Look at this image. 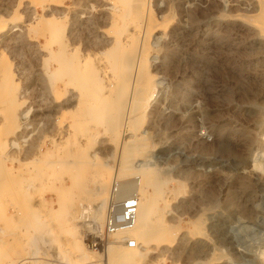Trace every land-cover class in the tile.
<instances>
[{
  "label": "rangeland",
  "instance_id": "374dc122",
  "mask_svg": "<svg viewBox=\"0 0 264 264\" xmlns=\"http://www.w3.org/2000/svg\"><path fill=\"white\" fill-rule=\"evenodd\" d=\"M262 10L264 0H0V259L29 257L49 224L94 204L100 173L108 203L113 183L138 190L150 170L154 225L173 237L140 244L145 264H264ZM67 57L83 62L80 81L54 84ZM143 61L153 99L131 129L124 76ZM93 69L101 80L87 81ZM125 146L137 149L120 176ZM87 229L76 230L84 249L103 257Z\"/></svg>",
  "mask_w": 264,
  "mask_h": 264
},
{
  "label": "bare ground",
  "instance_id": "6f19581e",
  "mask_svg": "<svg viewBox=\"0 0 264 264\" xmlns=\"http://www.w3.org/2000/svg\"><path fill=\"white\" fill-rule=\"evenodd\" d=\"M131 2H132L131 4L128 1L123 2L125 13H132L136 15L137 17L142 16L143 8L140 5L136 4L135 2L134 3L133 1ZM147 11H148V14H150L148 15L149 18H148L147 23L148 22L150 23V25L148 24L150 26L149 29H152L154 26V22L152 19L153 14L150 11V5H147ZM259 18L262 19L263 23L261 22V24L264 25V10L261 11ZM55 27L53 26L52 29L56 30ZM57 36H58L57 39H59L60 36L59 35ZM145 41L146 39L144 40V42ZM142 55H145V54H142ZM73 59H74L73 57L71 58L67 57V59L63 63H58L57 70L56 72H54V77L52 78L54 79V82H53L54 84L61 83L63 86H65L68 82H79L80 81V75H79L80 71L79 70L83 68L84 64L83 62H79L78 66H73L72 64ZM145 62L143 61V65L141 63L137 64V70L135 71L136 73L133 72V73H129L124 76L126 82H130L134 84V89H133L134 91L132 90L133 93L130 99L131 101L129 105L127 106V110L125 114L126 115L125 118L127 121L124 124L125 127H131V129L137 128L138 126L137 120L134 118L131 119V114L133 113L134 109H136L137 107L140 109L143 108L144 103L146 105L150 103L153 99V95L150 94L149 92H150V86L154 83V78L151 77L150 70L148 69V67H146L147 65L145 64ZM116 67L118 68V65H116ZM63 72L65 73L66 76L61 77ZM87 77H86L87 81H91V82L96 81V80H101L102 78L98 76V71L96 69H93L91 72H89ZM7 81L12 82L10 78ZM85 98L87 99V97ZM113 101L111 102L105 99V101H103L102 103L103 104L102 107L107 109L113 103ZM143 101L144 103H142ZM111 119H114V116H111ZM128 119H129V122H128ZM136 149H137L136 146H125L123 148V154H122L121 163H120L122 164L123 167L120 169V176L129 171V169L126 167V164H127V161L133 156L132 154L135 152ZM110 176L111 175H109L106 172L100 173L97 176L98 185H96V190L94 189L95 190L94 200H93L94 204L80 203L77 210H75L73 213L69 215V218L66 221V225L60 228L59 227L57 228L56 226L49 224L48 227L46 228V231L41 233L42 234L41 235L42 246H40V248L44 247L47 253L51 251L50 253L51 254L53 253L54 257H56L57 260L56 259L48 260V259L42 258V256L45 255V253H41V249L35 247V245H37L35 244L33 245L34 247L30 248L31 251H30L29 257L28 255L23 256L17 250L18 253L16 252L15 254L17 259H19V262H17V264H92V262H94L95 260L100 259L102 257L101 253H98L96 255H91L86 252V250L84 249L85 245H83V239L81 238L79 233L77 234L76 230L80 227V225L87 226V224H90L93 227L97 228L96 231L98 233L104 229L105 219L107 215L106 208L108 210V206H109V201L107 203V187L108 186H106L107 184L106 182L110 180ZM140 177H141V180H140V187L138 188V191L140 192V195H141V204H140V212H139L137 226L132 231L120 232V233H117L113 237L117 241H125L128 238H134L138 242V246L135 249H130L126 247L125 244L123 243L122 244H110L108 247L105 248L104 253H103L102 258L104 259V264H145L146 262L145 256H147L149 252L147 253L148 250H146V254L140 253L139 252L140 244H147L150 240H153V239L156 241L170 242L173 237L172 231L169 228V226L166 227L162 225L161 222H160L161 224L154 225V220H153L154 219V209H153L154 195L152 194L151 191L153 190V186L155 184H158L157 183L159 179L158 176L150 170L149 171L144 170V171H141ZM143 182H145L146 185L144 184V187L141 189V183ZM133 190H135V188L132 185H125L123 188L124 192H130ZM25 232L26 233L24 234L26 235L31 234L33 236L32 234L33 226L28 225V228L27 230H25ZM33 240H35V238H33ZM7 257H9V260L5 261L4 259H0V264H16L15 260L12 259V257L10 256H7Z\"/></svg>",
  "mask_w": 264,
  "mask_h": 264
},
{
  "label": "built area",
  "instance_id": "2783aa9c",
  "mask_svg": "<svg viewBox=\"0 0 264 264\" xmlns=\"http://www.w3.org/2000/svg\"><path fill=\"white\" fill-rule=\"evenodd\" d=\"M123 183L116 181L111 186L104 229L99 233L89 229L84 232L85 243L91 250L103 253L110 244L123 243L130 249H135L138 246V242L134 238H128L125 241H117L113 238L117 233L134 230L139 218L140 192L136 189L124 192ZM92 264H104V259Z\"/></svg>",
  "mask_w": 264,
  "mask_h": 264
}]
</instances>
